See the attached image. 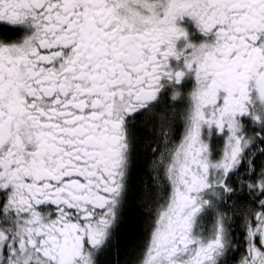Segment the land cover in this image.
Here are the masks:
<instances>
[{"label":"snow or ice","instance_id":"obj_1","mask_svg":"<svg viewBox=\"0 0 264 264\" xmlns=\"http://www.w3.org/2000/svg\"><path fill=\"white\" fill-rule=\"evenodd\" d=\"M0 264H264V0H0Z\"/></svg>","mask_w":264,"mask_h":264}]
</instances>
